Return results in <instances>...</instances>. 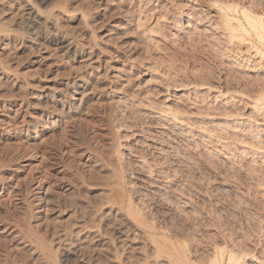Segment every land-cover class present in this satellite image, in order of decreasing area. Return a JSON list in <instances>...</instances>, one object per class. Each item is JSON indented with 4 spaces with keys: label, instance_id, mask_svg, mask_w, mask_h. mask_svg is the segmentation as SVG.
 <instances>
[{
    "label": "rangeland",
    "instance_id": "obj_1",
    "mask_svg": "<svg viewBox=\"0 0 264 264\" xmlns=\"http://www.w3.org/2000/svg\"><path fill=\"white\" fill-rule=\"evenodd\" d=\"M40 1L0 0V23L13 29L7 38L0 34V56L17 69L0 64V190L17 177L21 185L12 187V205L0 207V263L9 252L18 264H50L22 229L26 199L34 202L33 230L45 234L57 264H184V247L192 262L202 255L207 262L214 242L224 244L223 233L234 244L264 242V40L241 13L262 15L264 22V0H61L68 12L52 8L60 0ZM81 4L94 14L86 21L76 9ZM224 15L242 28L235 18L228 27ZM58 37L64 47L45 42ZM66 76L92 83L97 77V83L69 98L84 110L65 124L67 115L51 114L49 96L67 89ZM85 121L92 130L84 129ZM66 127L71 141L62 154L55 143ZM40 140L56 150L38 174L41 189L31 180L27 190L29 157L43 153L35 145ZM120 169L124 198L155 224L156 236L168 237L169 247L157 246L125 204L119 207L121 188L113 187L112 173ZM219 223L225 231L218 240ZM65 226L72 231L65 233Z\"/></svg>",
    "mask_w": 264,
    "mask_h": 264
},
{
    "label": "bare ground",
    "instance_id": "obj_2",
    "mask_svg": "<svg viewBox=\"0 0 264 264\" xmlns=\"http://www.w3.org/2000/svg\"><path fill=\"white\" fill-rule=\"evenodd\" d=\"M36 1H38V0H36ZM40 1V0H39ZM43 1V0H42ZM42 1H40V2H42ZM56 1V0H55ZM79 1V0H78ZM77 1V2H78ZM92 1V0H91ZM214 1V0H213ZM228 1V0H227ZM226 1V2H227ZM233 1V0H232ZM252 1V0H251ZM210 2H212V1H210ZM215 2H219V1H214V3ZM222 2H223V0H222ZM5 3V2H4ZM9 3V2H8ZM22 3V2H21ZM65 3L66 2H61V0L60 1H58V2H56L53 6H52V8L53 7H60L61 9H63L64 11H67L68 10V8L65 6ZM74 3V2H73ZM233 4H235L236 2H235V0L232 2ZM231 3V5H226V6H230L229 8L230 9H228V7L226 8V6H225V8L229 11V10H231L232 9V4ZM239 3V2H238ZM258 3H259V1H258ZM67 4H68V2H67ZM66 4V5H67ZM92 4V3H91ZM225 4V3H224ZM237 4V3H236ZM240 4H241V2H240ZM95 5V4H94ZM242 5H243V3H242ZM255 5V4H254ZM262 5V4H261ZM69 6H71V4L69 5ZM236 6V5H235ZM238 7H239V5H237ZM7 7V6H6ZM20 7V6H19ZM233 7H234V5H233ZM245 7V6H244ZM262 7V6H261ZM114 8V7H113ZM235 8H237V7H235ZM242 8H243V6H242ZM245 8H248V7H245ZM252 8V7H251ZM76 9L77 10H79L80 11V13H81V15H82V17L84 18V20L86 21L87 19H89L90 17H92L94 14L91 12V9H90V7H88V6H86L85 4H81L80 6H78V7H76ZM104 9V8H103ZM114 9H116V8H114ZM120 9V8H119ZM241 9V8H240ZM248 9H250V8H248ZM263 9V8H262ZM53 10V9H52ZM107 10V9H106ZM122 10V9H121ZM235 10H237V9H235ZM1 11V10H0ZM54 11V10H53ZM241 13H243V15H242V17L245 19L244 21H248L247 22V24H249L250 25V27L252 28V30H255L254 32L256 33V35H257V37L259 36V37H261V38H263L262 40H264V22L263 21H261V19H262V15L259 17L258 16V18L259 19H257L256 17H253V16H251L250 14H249V12H247L246 11V9H241ZM248 11H250V10H248ZM68 12V11H67ZM227 12V11H226ZM230 12V11H229ZM234 13L236 12V11H233ZM251 12H252V10H251ZM255 12V11H254ZM263 12V11H262ZM29 13V12H28ZM108 13V12H107ZM234 13H232V14H234ZM238 13V12H237ZM239 13H240V11H239ZM259 13V12H258ZM1 14V13H0ZM31 14V13H30ZM59 14V13H58ZM229 14V13H228ZM49 15V14H48ZM223 15V14H222ZM259 15V14H258ZM28 16V15H27ZM34 16V15H33ZM54 16V15H53ZM69 16V15H68ZM77 16V15H76ZM225 16V15H224ZM227 16V15H226ZM225 16V17H226ZM233 17V16H232ZM232 17H230L229 16V18H232ZM237 17V16H236ZM32 18V17H31ZM228 18V16L226 17V19ZM229 18L226 20V23H227V26L228 27H231L230 26V20H229ZM235 18V17H234ZM234 18H232V19H234ZM264 19V18H263ZM3 20V19H2ZM72 20V19H71ZM101 20V19H100ZM235 20L237 21V24L240 26V28H242V24L235 18ZM103 21V20H102ZM225 21V20H224ZM242 21V20H241ZM0 22H1V20H0ZM3 22V21H2ZM88 22V21H87ZM4 23V22H3ZM2 23V24H3ZM11 23V22H10ZM33 23V22H32ZM81 23V22H80ZM89 23V22H88ZM2 24L0 23V25L2 26ZM8 24V23H7ZM7 24H5L6 26H7ZM82 24V23H81ZM142 24V23H141ZM31 25V24H30ZM93 25V24H92ZM5 26V27H6ZM12 26V25H11ZM34 26V25H33ZM55 26V25H54ZM61 26V25H60ZM236 26V25H235ZM35 27V26H34ZM63 27V26H62ZM7 28V27H6ZM13 28V27H12ZM15 28V27H14ZM17 28V27H16ZM72 28V27H71ZM10 28H7V29H4L3 28V26L2 27H0V34L2 33L3 34V36L2 37H6L7 38V36L8 35H10L9 33L10 32H12L13 31V29H10ZM18 29V28H17ZM23 29V28H22ZM31 29H33V27L31 28ZM98 29V28H97ZM243 29H244V26H243ZM34 30V29H33ZM32 30V31H33ZM55 30V29H54ZM231 30H233V29H231ZM245 30V29H244ZM31 31V32H32ZM241 31H242V29H241ZM36 32V31H35ZM136 33V32H135ZM35 34H37V33H35ZM59 34V33H58ZM64 34V33H63ZM82 35V34H81ZM84 35V34H83ZM17 36V35H16ZM1 37V36H0ZM258 37V38H259ZM18 38V37H17ZM35 38V37H34ZM18 39H20V38H18ZM49 40V41H48ZM67 40V39H66ZM79 40V39H78ZM84 40H85V38H84ZM35 41V40H34ZM89 41V40H88ZM41 41H39L38 43H40ZM44 42V41H43ZM40 43L41 44V46H44L45 45V43ZM45 42H47L46 44H48V42L49 43H51V42H54V44L55 45H57V46H59L60 48L61 47H64V43H65V40L63 39V38H59L58 37V39H53V38H48ZM82 42V41H81ZM84 42V41H83ZM199 42V41H198ZM21 44V43H20ZM83 44H85V43H83ZM19 45V44H18ZM66 45V44H65ZM87 45V44H86ZM93 45V44H92ZM89 46V45H88ZM50 47V46H49ZM91 47V46H90ZM30 48V47H29ZM32 48H33V46H32ZM38 48H39V46H38ZM33 50H34V48H33ZM36 51H38V50H36ZM15 52V51H14ZM31 52H32V50H31ZM258 52V51H257ZM261 52V51H260ZM263 52V51H262ZM261 52V53H262ZM26 53V52H25ZM27 54V53H26ZM3 57V56H2ZM227 57V56H226ZM4 58V57H3ZM6 58V57H5ZM15 58V57H14ZM24 58H25V56H24ZM13 60V59H12ZM11 60V61H12ZM17 61H18V59H17ZM23 61V60H22ZM5 62L6 61H4L2 58H1V56H0V64H1V66L3 67V68H6L7 69V71H9V72H17V69H13V67L12 66H8V65H6L5 64ZM10 62V61H9ZM32 63V62H31ZM16 64H17V62H16ZM16 64H14V65H16ZM12 65V64H11ZM240 67V66H239ZM14 68H15V66H14ZM32 68V67H31ZM28 69V68H27ZM40 69V68H39ZM79 69V68H78ZM26 69H24V71H25ZM76 70V69H75ZM36 71V70H35ZM79 71V70H78ZM77 71V72H78ZM2 72V71H1ZM26 72V71H25ZM90 72V71H89ZM30 73V72H29ZM36 73H37V71H36ZM68 74H70V73H67V76H68ZM25 75V74H24ZM31 75V74H30ZM65 76V75H64ZM66 76V79H65V81H66V86H67V89L66 88H63V89H66L65 91H57L56 90V88H54V89H52L51 91H50V99L51 98H53V100H52V102L51 103H49V104H51V107H50V112H51V114H56L57 116H59V117H61V116H65V115H67L66 116V118H63L64 119V122H65V124L68 122L67 121V117H68V119L69 118H72L73 116H72V114L74 113V112H77L78 111V109H82V108H80V104L78 105H76V104H74L73 103V105L71 104V102L73 101H71L70 102V100H69V98L71 99V98H73L74 97V95H75V93L76 92H83L84 93V90L83 89H85V88H89V87H94L95 85L94 84H96L97 83V77H96V79L94 78V79H92V81L94 82V83H92V82H88V80H81V82H79L78 80H76L75 78L74 79H69L68 77ZM78 77V76H77ZM82 77V76H81ZM22 78V77H21ZM83 78V77H82ZM100 78V77H99ZM84 79V78H83ZM263 79V78H262ZM257 80V79H256ZM22 82V81H21ZM28 82V81H27ZM1 84V83H0ZM23 84V83H22ZM87 84V85H86ZM32 85V84H31ZM84 85H86V87L85 88H83L84 87ZM251 85V84H250ZM261 85V84H260ZM65 86V85H64ZM99 86V85H98ZM97 87V86H96ZM100 87V86H99ZM261 87V86H260ZM37 88V87H36ZM59 88V87H58ZM81 88H83V89H81ZM25 89H26V87H25ZM91 89V88H90ZM87 90V89H86ZM257 90V89H256ZM17 91V90H16ZM15 91V92H16ZM3 92V91H2ZM9 92V91H8ZM102 92V91H101ZM104 92V91H103ZM10 93V92H9ZM30 93V92H29ZM106 93V92H105ZM261 93V92H260ZM19 94V93H18ZM49 94V93H48ZM6 95V94H5ZM15 95V94H14ZM13 95V96H14ZM39 95V94H38ZM264 95V94H263ZM263 95H261V97H263L264 98V96ZM17 96V95H16ZM81 96V95H80ZM37 98V97H36ZM259 99V98H258ZM82 100V99H81ZM90 100V99H89ZM104 100V99H103ZM260 100V99H259ZM263 100V99H262ZM7 101V100H6ZM45 101V100H44ZM99 102H97V100L95 101L97 104H99L101 107L103 106L102 104L104 103L103 101L101 102L100 100H98ZM30 102V101H29ZM46 102V101H45ZM9 103H11V104H13V101H9ZM87 103V102H86ZM86 103H84V104H86ZM38 104V103H37ZM43 104V103H42ZM83 104V103H82ZM92 104V103H91ZM111 104V103H110ZM34 105V104H33ZM39 105V104H38ZM37 105V106H38ZM40 105H41V103H40ZM43 105H45V103L43 104ZM36 106V105H35ZM47 106V105H46ZM82 106V105H81ZM87 106V105H86ZM38 107H40V106H38ZM43 107V106H42ZM45 107V106H44ZM88 107V106H87ZM87 107H86V109H87ZM91 107H92V105H91ZM94 107H95V105H94ZM96 107H97V105H96ZM98 108H100L99 106H98ZM89 109V108H88ZM82 110H84V109H82ZM81 112V111H80ZM89 112H91L90 110H89ZM44 113V112H43ZM46 114V113H45ZM44 114V115H45ZM50 114V113H49ZM37 115V114H36ZM78 115V114H77ZM72 116V117H71ZM83 116V115H82ZM88 116V115H87ZM37 117V116H36ZM14 118V117H13ZM75 118V117H74ZM73 118V119H74ZM88 118V117H87ZM92 119V118H91ZM101 119V118H100ZM3 120V119H2ZM43 120V119H42ZM70 120V119H69ZM70 121H72V120H70ZM81 121V120H80ZM88 121V120H87ZM87 121H85L84 122V124H82L83 126H84V129L85 130H88V131H90V129L92 130L93 129V127H91L90 126V124H92L90 121H89V123L87 122ZM92 121V120H91ZM35 122V121H34ZM75 122V121H74ZM77 122V121H76ZM27 123V122H26ZM51 123L54 125L55 123L54 122H52L51 121ZM50 123V124H51ZM73 123V122H72ZM52 125V126H53ZM68 125V124H67ZM70 125V124H69ZM68 125V126H69ZM72 125V124H71ZM81 125V124H80ZM95 125V124H94ZM97 125V124H96ZM33 126V125H32ZM36 126V125H35ZM73 126V125H72ZM51 127V126H50ZM102 127V126H101ZM100 127V128H101ZM8 128V127H7ZM67 129H65L64 128V131L61 133V136H60V134H59V137H60V142L59 143H55V145L57 146L56 148H59L61 151H62V154L63 153H65V147H66V145L67 144H69V142L71 141L70 140V138H69V134L71 133V130H70V132H69V127H66ZM9 129V128H8ZM62 129V128H61ZM73 129V128H72ZM95 129V128H94ZM97 129V128H96ZM27 130V129H26ZM63 130V129H62ZM76 130V129H75ZM81 130V129H80ZM79 130V131H80ZM81 131H83V130H81ZM87 131V132H88ZM92 132V131H91ZM91 132H88L89 134H91ZM69 133V134H68ZM92 133H95L94 131L92 132ZM36 134V133H35ZM74 134V133H73ZM76 134V133H75ZM74 134V135H75ZM29 136V135H28ZM89 136V135H88ZM93 136V135H92ZM55 137V136H54ZM58 137V138H59ZM32 138V137H31ZM39 138V137H38ZM73 138H75V137H73ZM76 139V138H75ZM80 139V138H79ZM42 140V139H41ZM37 141L36 143H35V145H37L36 146V149H37V147L38 148H40V151L41 152H43L42 154H40L39 156H37L38 155V153L37 152H35V154H31L30 155V157H29V163H28V165L29 166H31L30 167V169L28 170L27 169V171H28V173H26L27 175H26V177H25V174H24V177L26 178V180H27V182L26 183H28L27 184V186L29 185V182H31V180L34 182V181H36V183H35V185L38 183V186L36 187V191H38V190H40L41 189V185H42V178H43V176L42 177H40L38 174L40 173V170H43V169H45V168H43L42 169V167H43V163H45V161L48 159V155H50V153L52 152V149L53 150H56V149H54L52 146H47V145H42V142L43 141ZM78 140V139H77ZM34 141V140H33ZM33 141H32V143H33ZM51 141H53L52 139H51ZM83 141V140H82ZM97 141V140H96ZM101 141V140H100ZM56 142V141H55ZM62 142H64V144L62 143ZM73 142V141H72ZM99 142V141H98ZM62 143V144H61ZM93 143H95V142H93ZM111 143H113V142H111ZM110 143V144H111ZM52 144V143H51ZM50 144V145H51ZM85 144V143H84ZM100 144H102V142L100 143ZM31 145H33V144H31ZM5 146V145H4ZM29 146V145H28ZM43 146L45 147V148H43ZM74 146V145H73ZM91 146V145H90ZM112 146L113 145H111L110 147L112 148ZM2 147V149L4 148L3 146H1ZM0 147V148H1ZM6 147V146H5ZM77 147V146H76ZM263 147V146H262ZM9 148V147H8ZM34 148V147H33ZM74 148V147H73ZM102 148H105V147H102ZM114 148H115V145H114ZM7 149V148H6ZM70 149V148H69ZM97 149V148H96ZM9 150V149H8ZM43 150V151H42ZM78 150V149H77ZM86 150V149H85ZM107 150V149H106ZM105 150V151H106ZM112 150V149H111ZM110 150V151H111ZM114 150V149H113ZM0 151H2L1 149H0ZM9 151H11V150H9ZM25 151V150H24ZM36 151V150H35ZM45 151V152H44ZM67 151H69V150H67ZM96 151V150H95ZM30 152V151H29ZM32 152V151H31ZM70 152H71V150H70ZM80 152H83V151H80ZM101 152V151H100ZM5 153V152H4ZM8 153V152H7ZM54 153V152H53ZM58 153V152H57ZM67 153V152H66ZM73 153V152H72ZM76 153H78V152H76ZM89 152H87V154H88ZM103 153H104V151H103ZM107 153H108V151H107ZM122 153V152H121ZM3 154V153H2ZM28 154V153H27ZM30 154V153H29ZM28 154V155H29ZM60 154V153H59ZM69 154V153H68ZM71 154V153H70ZM95 154H97V153H95ZM112 154V153H111ZM111 154L109 153L108 155H110L111 156ZM4 155V154H3ZM10 155V154H9ZM8 155V156H9ZM28 155H25V157L26 156H28ZM55 155V154H54ZM73 155V154H72ZM91 155V154H90ZM101 155V153L100 154H97L96 156L97 157H99ZM75 156V155H74ZM79 156H80V154H79ZM89 156V155H88ZM113 156V155H112ZM10 157V156H9ZM64 157V156H63ZM94 157V156H93ZM103 157V156H102ZM113 157H115V156H113ZM54 158V157H53ZM60 158V157H59ZM110 158V157H109ZM8 159V158H7ZM56 159V158H55ZM64 159V158H63ZM72 159H74V158H72ZM100 159V158H99ZM105 159V158H104ZM50 160V159H49ZM57 160V159H56ZM71 160V159H70ZM75 160V159H74ZM97 160H98V158H97ZM96 160V161H97ZM109 160V159H108ZM114 160V159H113ZM55 161V160H54ZM100 161V160H99ZM98 161V162H99ZM66 162V161H65ZM70 162V161H69ZM83 162V161H82ZM111 162H112V160H111ZM103 163V162H102ZM87 164V163H86ZM85 164V165H86ZM97 164V163H96ZM101 164V163H100ZM109 165H111L112 166V168L113 169H115L116 167H114L113 165H112V163L110 164V163H108ZM50 165V164H49ZM55 165V164H54ZM60 165V164H59ZM46 166V165H45ZM52 166V165H51ZM105 166V165H104ZM50 167V166H49ZM74 167V166H73ZM89 168V167H88ZM91 168H94V167H92L91 166ZM97 168V167H96ZM102 168V167H101ZM111 169V168H110ZM118 169V168H117ZM65 170V169H64ZM64 170H62V171H64ZM67 170H68V168H67ZM96 170V169H95ZM26 171V172H27ZM73 171V170H72ZM105 171V170H104ZM109 171V170H108ZM90 172V171H89ZM94 172V171H93ZM93 172H91L92 174H93ZM97 172V171H96ZM49 173V172H48ZM82 173V172H81ZM103 173V172H102ZM105 173V172H104ZM69 174V173H68ZM108 174V173H107ZM111 174V173H110ZM114 176H115V178H116V181H115V183L117 184V185H114L113 184V187H115L116 186V189L117 188H119L118 186H120V188H121V192L119 193V199H118V205H119V207H122L123 208V205H124V208H125V211L127 212V215L129 214V215H132V216H134V218H135V220H136V222H137V224H138V226H141L146 232H148L149 233V235L152 237V239H153V241L155 240V242H157L158 241V244H157V246H159L160 248H163V247H165L166 246V244H167V240H168V237L165 235V234H163V235H160L159 237L158 236H156L157 235V233H159L160 231L158 230V228L155 226V224L152 222V221H150V220H148V219H145L144 217H143V215L139 212V209L138 208H136V207H134L133 206V201L131 200V198H128V200L126 201V197L124 198V190H123V188L121 187V184H120V180L122 179V173H121V169H120V171L118 172V171H113V173H112ZM35 175H38V176H35ZM53 175V174H52ZM78 175V174H77ZM87 175V174H86ZM14 176V175H13ZM66 176V175H65ZM70 176V175H69ZM72 176H74V175H72ZM89 176H91V174L89 175ZM9 177H10V175H9ZM20 177V176H19ZM23 177V178H24ZM54 177V176H53ZM77 177V176H76ZM80 177V178H79ZM79 177H77V180H79L80 182H86V178H85V176L84 175H80ZM7 178H8V176H7ZM24 178V179H25ZM50 178V177H49ZM72 178H74V177H72ZM94 178V177H93ZM100 178H101V176H100ZM105 178H106V176H105ZM107 178H109V177H107ZM111 178H113V177H111ZM18 177L16 178V179H14L15 180V182L13 181V182H11V183H9V184H7L8 186H7V188L5 189V191L3 190V192L1 193L0 192V207H2L3 208V206L4 207H8L12 202H13V195H12V193H13V191L11 192V190H13V186L14 185H16V187H17V184H18ZM104 179V178H103ZM4 180V178L0 175V182L1 181H3ZM48 180V179H47ZM65 180V179H64ZM88 180L89 179H87V182H88ZM91 180V179H90ZM95 180H96V178H95ZM106 179H104V181H105ZM108 180V179H107ZM12 181V180H11ZM51 181V180H50ZM75 181V180H74ZM23 182V181H22ZM53 182V181H52ZM51 182V183H52ZM14 183V184H13ZM26 183L24 184V185H26ZM32 183V182H31ZM55 183V182H54ZM90 183V182H89ZM82 184V183H81ZM1 185H3V184H0V186ZM107 185H108V183H107ZM255 185V184H254ZM262 185V184H261ZM5 186V185H4ZM18 186L20 187L21 185L20 184H18ZM104 186V185H103ZM31 187H32V185H31ZM30 187V188H31ZM109 187V186H108ZM112 187V186H111ZM113 187H112V190H113ZM12 188V189H11ZM21 188V187H20ZM78 188V187H77ZM250 188V187H249ZM1 189V188H0ZM27 190L29 189V186L26 188ZM49 189H51V187L49 188ZM257 189V188H256ZM29 190H31V189H29ZM26 191V190H25ZM24 191V192H25ZM75 191V190H74ZM120 191V190H119ZM15 192V191H14ZM78 192V191H77ZM27 193V192H26ZM30 193V191L28 192V194ZM65 193V192H64ZM73 193H75V192H73ZM80 193H81V191H80ZM117 193V192H116ZM16 194V193H15ZM57 194V193H56ZM253 194V193H252ZM12 195V196H11ZM53 196V195H52ZM68 196V195H67ZM70 196V195H69ZM78 196V195H77ZM41 197V196H40ZM56 197V196H55ZM62 197V196H61ZM71 197H73V196H71ZM114 198H115V194H114V196H113ZM59 198V197H58ZM57 198V199H58ZM111 198V197H110ZM34 199H35V197H34ZM50 199V198H49ZM64 200H66V198L64 197L63 198ZM78 199V198H77ZM116 199V198H115ZM39 200V199H38ZM41 200V199H40ZM73 200V199H72ZM71 200V201H72ZM106 200V199H105ZM256 200V199H255ZM26 201V204H25V206L21 209L22 211H20L21 212V216H22V218L24 219V220H22V222H24V224L23 223H21V224H23V225H25L26 224V228L24 227V226H22L23 228L22 229H28L29 231H30V233H32L34 236H33V238H35V249L36 250H38L39 252H40V254L45 258L44 260H46L47 262H49L50 264H57V258H56V256H55V254H54V252H53V249H52V246H51V244L50 243H48L47 242V238L45 237V234H42V233H37L38 231H36V232H34V230H33V227L34 226H32V224H31V220L33 219V218H35L34 217V212H33V209L35 208H33L32 207V204L34 203V202H30L29 200H25ZM253 201V200H252ZM37 202V201H36ZM65 202V201H64ZM66 202L69 204V199H67L66 200ZM65 202V203H66ZM102 202V201H101ZM62 203V202H61ZM75 203V202H74ZM108 203V202H107ZM251 203H253V202H251ZM250 203V204H251ZM72 204V203H71ZM257 204V203H256ZM12 205V204H11ZM64 205V204H63ZM73 205V204H72ZM75 205V204H74ZM249 205V204H248ZM253 205H254V203H253ZM60 206H62V205H60ZM256 206V205H255ZM254 206V207H255ZM70 207V206H69ZM250 207H251V205H250ZM253 207V206H252ZM33 208V209H32ZM123 208V209H124ZM240 208V207H239ZM257 208V207H256ZM7 209V208H6ZM262 209V208H261ZM240 210V209H239ZM243 210V209H242ZM8 211H9V209H8ZM244 212H245V210H243ZM1 212V211H0ZM4 212V211H3ZM96 212V211H95ZM243 212V213H244ZM5 213V212H4ZM249 213V212H248ZM8 214V213H7ZM245 214H247L246 212H245ZM2 215V214H1ZM0 215V216H1ZM19 215V214H18ZM243 215V214H242ZM244 216V215H243ZM4 217V216H3ZM10 217V216H9ZM13 217V216H12ZM18 217V216H17ZM256 217V216H255ZM8 218V217H7ZM16 218V217H15ZM14 218V219H15ZM251 218V217H250ZM2 220H4L3 218H1ZM238 219V218H237ZM253 219V218H252ZM252 219H251V221H252ZM260 219V218H259ZM258 219V220H259ZM17 220V219H16ZM234 220V219H233ZM261 220V219H260ZM67 221V220H66ZM234 221H236V220H234ZM256 222H257V225H258V223H259V225L262 223L261 221H257V219L255 220ZM17 222V221H16ZM15 222V223H16ZM71 222H72V220H71ZM218 222V221H217ZM220 222H222V221H220ZM232 222V221H231ZM239 222V221H238ZM264 222V221H263ZM18 223V222H17ZM49 223V222H48ZM67 223V222H66ZM74 223V222H73ZM78 223V222H77ZM228 223V222H227ZM249 223V222H248ZM251 224L253 223V224H256V223H254V222H250ZM2 224H4V223H2ZM52 224H54V223H52ZM51 224V225H52ZM220 224V225H219ZM217 226H218V232H217V235L215 234V237H217V239L219 238V236L225 231V230H223L222 231V227H224V226H222L223 225V223H219ZM225 224V223H224ZM35 225V224H34ZM50 224L48 225V227H49V229L48 230H51L52 229V231H56L57 230V228H56V226H51ZM67 225V224H66ZM69 225V224H68ZM20 226V225H19ZM71 227H72V224L70 225ZM70 226H65V230H63L65 233H67V232H71L72 230L70 229ZM216 226V227H217ZM220 226V227H219ZM244 226H246V224L244 225ZM249 226H251L250 224H249ZM255 226V225H254ZM57 227H59V226H57ZM62 227V226H61ZM60 227V228H61ZM64 227V226H63ZM258 227V226H257ZM35 228V227H34ZM55 228H56V230H55ZM261 227H259V230L260 231H262L261 229H260ZM187 229V228H186ZM61 230V229H60ZM26 231V230H25ZM28 231V232H29ZM40 231V230H39ZM63 232V233H64ZM258 232V231H257ZM26 234H27V232H25ZM29 233V234H30ZM45 233V232H44ZM54 233H56V232H54ZM64 233V234H65ZM68 234V233H67ZM70 234V233H69ZM185 234V233H184ZM188 234V233H187ZM233 234V233H232ZM246 234V233H245ZM262 234V233H261ZM264 234V233H263ZM55 235V234H54ZM225 234L223 233V235H222V240H223V242H224V244H220V245H218V244H216V242L217 241H215L214 243H215V247H214V255H213V257L210 259V260H208L207 262H206V260H205V262H204V257H203V255L202 256H199L200 257V259L198 260L197 259V261H196V259H194L195 261H191V258H190V256H189V254L187 253V251H186V248L184 247V254H183V258H184V264H248L250 261V263L251 264H259V262L262 264V262L264 261V242L263 241H261V243H254V242H251L250 241V239H248L251 243H253V245L251 244V243H249L248 244V241H246V239H245V237H244V239L245 240H243V241H241V242H239V243H236V244H234V236L233 235H231V236H233V237H231L229 234V237L227 238V236L225 235ZM234 235H235V233H234ZM251 235V234H250ZM256 235V234H255ZM28 236V235H27ZM32 236V235H31ZM57 236V235H56ZM66 236H68V235H66ZM73 236V235H72ZM214 236V235H213ZM258 236V235H257ZM3 237V236H2ZM58 237H60V235L58 236ZM261 237V236H260ZM259 237V238H260ZM31 238V237H30ZM49 238V237H48ZM221 238H220V241L222 242V240H221ZM253 238V237H252ZM32 239V238H31ZM61 239V238H60ZM191 239H193V238H191ZM262 239V238H261ZM29 240V239H28ZM55 240V239H54ZM56 240H58V238L56 239ZM67 239H65V241H66ZM213 240H215V239H213ZM212 240V241H213ZM219 240V239H218ZM2 241V240H1ZM31 241H33V240H31ZM173 241V240H172ZM254 241V240H253ZM49 242H50V239H49ZM54 241L52 240V243H53ZM197 242V241H196ZM219 242V241H218ZM30 243V242H29ZM71 243V242H70ZM220 243V242H219ZM1 245V244H0ZM165 245V246H164ZM171 245L173 246V244L171 243ZM214 245V244H213ZM3 246V245H2ZM163 246V247H162ZM168 246V245H167ZM166 246V247H167ZM180 246V245H179ZM251 246V247H250ZM169 247V246H168ZM3 248V247H2ZM7 248V247H6ZM172 248V247H171ZM203 248V247H202ZM20 249V248H19ZM163 250V249H162ZM166 250V249H165ZM172 250V249H171ZM174 250V249H173ZM4 251H6V249H4ZM8 251V250H7ZM10 251V250H9ZM16 251H18V250H16ZM20 251V250H19ZM22 251V250H21ZM118 251V250H117ZM116 251V252H117ZM38 252V253H39ZM189 252V251H188ZM203 252V251H202ZM110 253V252H109ZM121 253V252H120ZM172 253H174V252H172ZM206 253V252H205ZM21 254V253H20ZM116 254V253H115ZM117 254H118V252H117ZM116 254V255H117ZM190 254H191V251H190ZM193 254V253H192ZM191 254V255H192ZM21 255H23V254H21ZM199 255V254H198ZM197 255V256H198ZM208 256H209V254H207ZM195 256V255H194ZM205 256V255H204ZM42 257V258H43ZM115 257V256H114ZM116 257H118V256H116ZM210 257V256H209ZM113 258V257H112ZM198 258V257H197ZM17 259H19V257L18 258H15L14 256H10V253L9 252H6V253H4V255H3V258H2V260H3V264H18V261H17ZM41 259V258H40ZM21 260H23V259H21ZM38 260V259H37ZM107 261V260H106ZM174 262L176 261V260H173ZM2 263H0V264H2ZM178 263V262H177Z\"/></svg>",
    "mask_w": 264,
    "mask_h": 264
}]
</instances>
